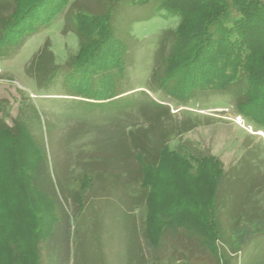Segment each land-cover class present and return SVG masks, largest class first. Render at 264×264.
<instances>
[{"label": "rangeland", "instance_id": "374dc122", "mask_svg": "<svg viewBox=\"0 0 264 264\" xmlns=\"http://www.w3.org/2000/svg\"><path fill=\"white\" fill-rule=\"evenodd\" d=\"M29 1H0V13L7 18ZM160 1L59 0L56 6L61 11L50 24L19 44L0 50V104L4 107L0 117L12 128L21 120L40 150L33 151L32 138L25 134L19 138L17 157L13 147L4 148L12 139L5 134L0 146V180L8 181L13 190L10 173L18 174L20 165L27 167L35 156L46 159L60 197L74 216L70 260L62 264H126L131 215H141L137 205L145 201V193L134 195L127 189L136 176L134 155L139 146L133 141L141 134L147 136L148 148L154 152L161 145L163 131L186 129L171 137V148L183 144L191 150L185 147L187 153L214 155L223 162L226 178L218 199L222 207L219 219L226 233L233 229V217L238 213L254 214L255 205L264 213V127L238 108L244 100L245 81L226 90L198 92L187 102L170 97L159 81L177 40L181 16L161 8ZM108 10L114 17L116 35L129 47L126 74L116 89L130 91L111 102L93 101L83 97L89 86L77 88L79 75L73 73L69 61L79 49V29L90 33L94 29L95 43L109 38L110 33L100 27L105 21L94 17L99 14L104 18ZM199 22L197 12L188 29L193 31ZM159 111L164 119L156 118ZM25 172H21L23 177ZM97 172L96 190L91 196L84 195L82 207L73 193L77 176ZM112 173L114 181L107 184L105 177ZM175 174L179 176V172ZM20 184L22 191L23 178ZM154 184V210L160 212L159 202L176 199L178 185L165 188L163 182ZM19 201L22 199L17 198L19 206L13 216L17 215L14 220L22 227L19 235L26 256L32 259L33 229L38 216L45 223L50 203L37 193L29 201ZM253 225L254 236L241 251L229 255V264H264V214ZM11 235L16 234L0 233V264H11L12 250L4 245Z\"/></svg>", "mask_w": 264, "mask_h": 264}, {"label": "trees", "instance_id": "16d2710c", "mask_svg": "<svg viewBox=\"0 0 264 264\" xmlns=\"http://www.w3.org/2000/svg\"><path fill=\"white\" fill-rule=\"evenodd\" d=\"M0 1L6 3L9 0ZM58 1L30 0L22 10H15L7 18L0 13V50L19 44L22 38L50 24L61 11L57 7ZM141 1L151 0H138V3ZM160 7L181 16L176 30L177 40L159 81L167 94L187 102L198 92L211 88L226 90L245 81L244 100L238 103V108L246 118L264 127V0H161ZM197 12L200 22L191 31L188 25ZM104 15V18L99 14L94 17L105 21L100 27L110 33L109 38L95 43L94 29L91 33L79 29V49L69 62L73 73L79 75L77 88H90L84 98L111 102L130 91L116 89L126 74L129 47L116 35L111 10ZM156 103L158 107L164 105ZM3 109L0 104V110ZM162 114L159 111L156 118L164 119ZM149 127L145 131H150L154 125ZM186 131H163L161 145L154 152L149 150L145 134L133 141L135 146H139L134 155L137 168L134 181L129 182L127 189L134 195L145 193V201L141 223L137 225L134 222L129 229L127 264H229V255L247 245L253 235L252 230H256L253 224L264 214L256 205L257 213L248 216L238 213L233 217V229L226 233L219 219L222 207L218 199L226 178L223 162L214 155L187 153L190 149L183 144L171 148V137ZM5 134L12 135V139L4 148L13 147L17 157L20 155V136L28 134L32 138L21 120L12 128L0 117L2 147ZM31 145L34 152L40 151L33 138ZM12 149L9 151L13 154ZM35 158L27 167L20 165L18 174L10 173L13 190L8 187V181L0 180V233L5 235L9 231L16 234L11 235L7 242L4 240V245H9L12 250L11 264H62L70 260L74 216L60 197L46 159L43 155ZM23 170H26L24 177L21 175ZM177 172L179 176L175 174ZM99 174L77 176L73 193L80 206L83 207L84 195L91 196L96 190ZM22 178L25 184L21 191ZM105 178L110 184L114 181V174ZM155 182H163L165 188L178 185L177 198L166 204L159 202L160 212L154 210ZM33 193L50 203V213L45 223L40 220L42 217H37L36 228L33 229L35 257L31 259L26 256L25 245L19 235L22 227L14 220L17 215H13L19 206L17 198L29 201ZM22 201L18 203L22 204ZM144 215L147 216L146 221L142 220ZM150 220H154L153 224Z\"/></svg>", "mask_w": 264, "mask_h": 264}, {"label": "crops", "instance_id": "0c3cea01", "mask_svg": "<svg viewBox=\"0 0 264 264\" xmlns=\"http://www.w3.org/2000/svg\"><path fill=\"white\" fill-rule=\"evenodd\" d=\"M141 201H139V205H137V209H139V213H141L142 208L144 207V203H140ZM136 207V206H135ZM140 215V214H139ZM138 214H136L135 212L132 213L131 215V221L133 220L137 225L139 223V221L141 220L140 216ZM130 221V222H131ZM131 222V226L134 224V222ZM130 229V228H129ZM128 237H129V232H128ZM127 244H128V238H127ZM126 244V246H127ZM199 254V253H198ZM126 264H127V247H126Z\"/></svg>", "mask_w": 264, "mask_h": 264}, {"label": "built area", "instance_id": "2783aa9c", "mask_svg": "<svg viewBox=\"0 0 264 264\" xmlns=\"http://www.w3.org/2000/svg\"><path fill=\"white\" fill-rule=\"evenodd\" d=\"M238 118H239L240 120H242V117H241V116H239Z\"/></svg>", "mask_w": 264, "mask_h": 264}]
</instances>
